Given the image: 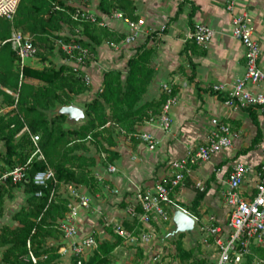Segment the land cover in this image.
Wrapping results in <instances>:
<instances>
[{"label":"trees","instance_id":"trees-1","mask_svg":"<svg viewBox=\"0 0 264 264\" xmlns=\"http://www.w3.org/2000/svg\"><path fill=\"white\" fill-rule=\"evenodd\" d=\"M97 1L100 12L98 21L114 11H121L134 22L139 20L134 0ZM181 3L177 5L176 15L181 10ZM56 7H63L66 11ZM73 11L74 7L68 5L66 0H20L12 23L0 17V99L5 108L0 112V142L4 147V151L0 152V172L25 163L31 154L33 148L30 137L26 132H21L24 124L32 133L39 134L38 143L45 157V162L37 158L32 160L22 183L8 182L6 186L0 187V216L5 198L11 197L13 188L23 186L27 194L26 204L12 215L18 225H3L0 229V247L4 248L0 264H29L23 260L29 250L36 255L47 252L48 264H59L56 253L58 244L48 245L47 241L60 240L59 220L67 213V197L58 192L49 199L50 190L55 186L52 182L45 188L36 186L32 181L34 173L44 169L47 164L54 170L58 181L84 185L95 191L98 188L91 170L95 159L79 151H85L87 141L90 140L106 155L105 161L112 163L119 156L117 151L111 149L115 146V136L130 135L129 139L135 140L137 125L159 114L164 101L161 93L157 99L141 102L154 73L151 65L153 50L146 45L149 38L154 36L152 32L146 36L144 44L127 59L125 72L115 68L106 70L102 75L101 90L97 89L91 97L82 101L86 120L75 126H67L66 116L58 115L57 109L72 104L76 97L88 92L91 85H86L65 62L66 56L56 47L54 40L57 37L65 41L69 39L66 35L60 36L58 32L64 28L63 25L67 26L72 35L78 30V35L85 39L77 41L90 48L95 56V47L103 41L119 42L125 36L106 26H99L96 22L73 20L69 16ZM12 26L31 35L37 49L36 57H40L42 62L47 61V65L40 69L28 65L19 68L17 56L9 41ZM165 28L166 25L162 31L165 32ZM186 43L183 48L186 52L188 45L190 48L200 47L191 39L186 40ZM53 52H57L63 62L56 64L51 61L49 57L54 56ZM189 62L191 74L188 79L194 81V65L191 60ZM27 78L36 80V83L26 82ZM10 92L16 93L17 97ZM250 114H253L252 111ZM38 189L42 190L40 197L34 195ZM206 193L207 188L195 189L194 197L189 205L184 206L185 209L192 214L197 211L201 215L200 203ZM123 224L133 232L139 230L136 218L125 220ZM113 234L116 239L100 241L99 253L94 252L84 264H109V255L122 242L121 238ZM183 236L179 234L175 240L178 258L185 260L186 264H205L193 256L194 249L181 247ZM254 252L264 258V247H256Z\"/></svg>","mask_w":264,"mask_h":264},{"label":"crops","instance_id":"crops-1","mask_svg":"<svg viewBox=\"0 0 264 264\" xmlns=\"http://www.w3.org/2000/svg\"><path fill=\"white\" fill-rule=\"evenodd\" d=\"M226 1L228 0H134L136 14L140 20L139 28L142 30L137 42L117 51L105 45L107 40L95 47L96 60L86 67L92 78L91 89L84 94L86 98L91 97L101 86L102 75L106 70L115 68L125 72L127 59L144 44L146 36L154 32V36L149 38L146 44L153 50L151 65L154 73L141 102L159 98L163 82L174 85L178 101L169 110L171 125L166 132L158 127L156 121H145L137 125V132L147 131L156 137L157 143L153 150L148 149L138 138L132 140L124 135L115 136V146L111 149L117 151L119 156L112 163H107L106 167L113 164L116 171L109 173L106 167L103 170L97 169L98 189L95 191L84 185L80 186L81 191L91 198L90 208L81 211L77 220L82 234L92 232L98 241H111L107 231L113 230L109 222L126 219L125 210L134 191L138 188H150L169 173L170 161L184 156L186 149L202 144L210 130L211 120L215 118L228 122L232 128L240 131V136L233 140L231 147L222 149L209 161L194 167L191 175L186 176L176 190L175 200L181 202V208L185 209L184 206L189 205L194 197L197 189L195 183L200 182L207 188V193L200 203L202 216L212 214L223 224L226 221L227 208L219 194L226 186V173L234 162H242L251 168L252 172L246 176L243 187L252 189L256 181L254 171L264 163V155L261 152L264 145V112L253 107H229L224 103L228 92L215 93L212 86L226 84L229 88L235 78L241 76L244 71V47L232 36L233 14L244 13L250 18L253 26L252 38L260 46L258 64L264 70V0H234L232 13L225 10ZM97 2L91 0L92 10L100 15ZM179 3L182 4L181 10L176 15ZM104 21L110 30L124 35L128 33V28L122 20L104 16ZM197 23L207 25L213 31V36L205 47L190 48L188 45L187 52L183 51L187 45L186 35ZM164 25L166 31H160ZM63 26L58 33H66L68 28ZM12 28L15 27H11V32ZM49 59L58 64L63 62L59 57L50 56ZM189 60L194 65V81L188 79L191 74ZM46 62L36 57L31 59V63L25 62L24 65L40 69L47 65ZM25 81L36 83V80L30 78ZM3 90L9 92L5 88ZM72 104L82 109L81 105ZM2 110L5 108L0 99V112ZM250 111L253 114H250ZM3 151L4 147L0 142V152ZM108 187L117 188L118 195L111 194ZM20 189L21 187L13 188L12 199L19 197ZM6 200L7 198L0 216V229L3 225H18V222L12 219L11 210L5 211ZM100 209L109 210L101 225L90 217L92 213H100ZM151 223L156 226L154 220ZM57 241L53 239L47 243ZM3 249L0 247V260ZM57 261L59 264H66L59 254Z\"/></svg>","mask_w":264,"mask_h":264},{"label":"built area","instance_id":"built-area-1","mask_svg":"<svg viewBox=\"0 0 264 264\" xmlns=\"http://www.w3.org/2000/svg\"><path fill=\"white\" fill-rule=\"evenodd\" d=\"M66 1L68 5L74 7V11L69 13L73 20H86L92 23L96 22L99 26H105L104 16L102 20H97L98 14L92 10L91 0ZM19 2L20 0H0V17L12 23ZM234 7V0L226 1L225 10L227 12L232 13ZM56 8L66 11L63 7ZM109 17L122 20L128 28V33L121 41H105V45L116 51L134 45L142 33L139 28L140 20L134 22L125 17L121 11H114ZM250 21V18L244 13L233 14L231 18L232 36L242 44L245 50L243 74L236 77L231 85H228L229 88L226 84H215L212 86V91L215 93L228 92L225 95L224 103L229 107H253L264 112V70L258 64L260 46L252 38L253 26ZM163 28L164 26L161 27L160 31ZM68 31L63 35L60 34V36H68V41L62 37H57L54 43L66 56L65 61L81 80L86 85H91L92 78L86 71V67L95 62L96 56L90 48L77 41L78 39H85L78 35V30L74 35ZM212 36L213 31L207 25L197 23L188 32L185 40L191 39L197 45L205 47ZM9 41L17 56L20 69L27 59L36 58L37 49L30 34L12 28ZM98 90L101 88L99 87ZM160 90L164 95L160 112L156 116H151L147 122L156 121L158 127L166 132L171 125L169 110L177 103L178 97L169 82H163ZM11 94L17 97L16 93L11 92ZM21 132H26L29 135L33 148L32 152L25 163L0 172V187L6 186L8 182L12 184L22 183L28 166L34 158L45 162V157L38 143L39 134L32 133L26 124H24ZM121 132L124 133L123 130ZM134 136L145 143L150 150L156 146L157 139L150 132H137ZM239 136L240 131L232 128L228 122L218 118L212 119L206 140L200 145L186 149L181 158L170 161L168 163L169 173L157 180L150 188L136 189L125 210L126 219L109 222L112 224L113 232L121 238L122 243L144 245L148 248L151 264H164V261H168L170 257L165 253L166 251L154 253L153 246L159 228L168 225L171 218L170 207H180L174 198L176 190L184 182L186 176L191 175L194 167L209 161L214 154L222 149L231 147L233 140ZM127 137L130 138V135ZM261 152L264 155V145L261 147ZM106 170L109 173H114L116 166L108 164ZM250 171L252 172L248 165L242 162H234L226 173V186L219 194L227 208L225 223H219L212 214L197 218L180 207L199 222L202 234L201 242H204L211 251L208 255H201L198 258L203 260L205 264H264V258L254 252L256 247H264V163L254 171L256 181L252 189H244V180ZM32 181L40 188H45L49 182H52L55 187L50 190L49 199L58 192L67 197V213L63 219L59 220L61 237L56 243L58 244L57 253L60 259H63L66 264H84L94 252L99 253L100 241L92 232L82 234L77 225L81 211L88 210L91 204L90 196L81 191V185L58 181L54 170L47 164L44 169L34 173ZM195 186L200 190L204 189L200 182L195 183ZM108 190L114 195L119 193L117 188L108 187ZM34 195L36 197L42 196V190L38 189ZM135 218L139 223L137 233L127 229L123 224L125 220L131 221ZM152 220L156 222V226L152 225ZM47 259V252L36 255L31 250L23 257V260L29 264H48Z\"/></svg>","mask_w":264,"mask_h":264},{"label":"rangeland","instance_id":"rangeland-1","mask_svg":"<svg viewBox=\"0 0 264 264\" xmlns=\"http://www.w3.org/2000/svg\"><path fill=\"white\" fill-rule=\"evenodd\" d=\"M53 54H54V57H58L57 52H53ZM26 63H31V59H27ZM56 64H58V63H56ZM86 97L87 96L84 94L79 95L78 97H76V100H73L72 103H75V104L82 106V101L86 100ZM76 125H78V124H76ZM67 126H75V125L67 124ZM87 146L88 147L85 151H79V153H82L85 156H89V157L92 156L95 159V165L91 168V170H92L94 177L96 179L97 169L103 170L106 167V164H107V162L105 161L106 155L102 152V150L99 148V146H97L96 143H91L90 140L87 141ZM19 187H21L19 197L12 199L11 198L12 196H11V197H8L6 200L7 201L6 202L7 207L5 208V211L11 210V215L14 214L18 209L21 208V206H23V204H26V202H27L26 201L27 194L24 193L23 186H19ZM11 195H14V193L12 192ZM177 204L179 206L182 205L181 202H177ZM108 211L106 209H104V210L100 209V213H98V212L94 213V214L92 213L90 215V217L92 220L96 219L97 223L101 225L102 222L104 221L103 218L105 215L108 214ZM192 215H194L197 218H199V217L201 218L202 213L200 215L196 211ZM198 225H199V222H198ZM107 232L111 236V241L116 239L112 231L108 230ZM178 235L175 236V240L178 238ZM199 235H200V233L198 234V236ZM157 239H158V234H156L154 243L156 242ZM201 239L198 240L197 253L196 254L193 253V256H195V258H197V259L201 255H208L209 253H211V251H209V247L207 245H205L204 242H201ZM175 240L173 242L174 245H175ZM180 243H181V247L183 249H190V244H189L187 236L185 234L181 238ZM139 249H140V251H139ZM163 250L166 251L165 253L168 254V256L170 257V259L168 261L167 260L164 261V264L168 263V262H169L168 264H186L185 260L178 258V256H177L178 249H176L175 251L172 250L171 244H168V246H164ZM109 259H110L109 264H151L150 260H149L148 248H146L144 245L142 246L140 244H130V243L126 244V243L120 242L115 247V249L112 251V253L109 255Z\"/></svg>","mask_w":264,"mask_h":264},{"label":"water","instance_id":"water-1","mask_svg":"<svg viewBox=\"0 0 264 264\" xmlns=\"http://www.w3.org/2000/svg\"><path fill=\"white\" fill-rule=\"evenodd\" d=\"M58 115H65V122L69 125L81 124L86 120L83 109L70 104L57 109ZM171 218L166 227L159 228L158 239L154 243L153 252H161L166 244H171L172 250H176L173 244L175 236L185 234L193 253H197L198 240L202 238L200 228L196 219L178 206L170 207ZM200 235L198 236V234ZM201 257V256H200Z\"/></svg>","mask_w":264,"mask_h":264}]
</instances>
